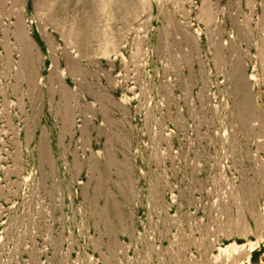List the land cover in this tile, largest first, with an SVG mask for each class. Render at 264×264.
I'll list each match as a JSON object with an SVG mask.
<instances>
[{
	"label": "rangeland",
	"instance_id": "1",
	"mask_svg": "<svg viewBox=\"0 0 264 264\" xmlns=\"http://www.w3.org/2000/svg\"><path fill=\"white\" fill-rule=\"evenodd\" d=\"M0 264H264V0H0Z\"/></svg>",
	"mask_w": 264,
	"mask_h": 264
}]
</instances>
